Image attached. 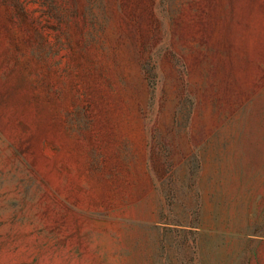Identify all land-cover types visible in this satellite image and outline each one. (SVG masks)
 I'll return each mask as SVG.
<instances>
[{"label": "rangeland", "instance_id": "rangeland-1", "mask_svg": "<svg viewBox=\"0 0 264 264\" xmlns=\"http://www.w3.org/2000/svg\"><path fill=\"white\" fill-rule=\"evenodd\" d=\"M0 264H264V0H0Z\"/></svg>", "mask_w": 264, "mask_h": 264}]
</instances>
